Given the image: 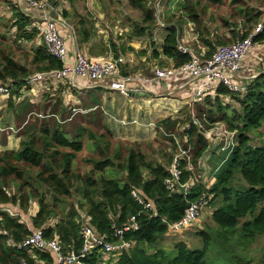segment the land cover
<instances>
[{
	"label": "trees",
	"instance_id": "obj_1",
	"mask_svg": "<svg viewBox=\"0 0 264 264\" xmlns=\"http://www.w3.org/2000/svg\"><path fill=\"white\" fill-rule=\"evenodd\" d=\"M69 1L74 4L76 0ZM228 2L237 10L238 17L231 15V19L236 22L231 23L224 19L225 26L229 28V38L218 36L216 40H212L205 25L206 9L211 5L222 6ZM261 2L264 6V0ZM130 6L141 12V24L129 33V39L144 38L158 25L153 4L151 0H130ZM14 11L15 18L8 22L10 26L7 25V28L16 29L15 42L19 44L34 41L38 32L35 28L31 29V20L17 8ZM261 17L260 10L247 5L245 0L180 1L171 20L166 23L168 36L162 47L163 55L173 59L177 67L194 58L195 52L194 55L185 54L180 49V38L186 22L194 25L199 42L206 50L205 57L209 59L217 48L249 37L262 23ZM78 25L81 26L78 35L82 42L87 43L93 35L88 28L92 23L89 25L87 18L82 17ZM5 37L4 31L0 34V82L16 84L9 101L11 107H16L14 99L20 98V90L34 72L49 73L60 70L63 63L54 58L43 45L34 50V70L31 71L18 62L13 54L3 49V45L7 46ZM254 41L264 43V31L256 35ZM193 49L197 50V54L200 53L196 44ZM126 50L124 45L117 46L112 41L111 52L115 56L124 55ZM213 97L217 100V115L211 113L208 116L207 130L221 122L228 131L236 132L237 145L224 154L228 158L220 163L219 171L215 175L216 182L210 188L197 182L194 172L188 169V163L185 160L180 161L179 183L191 184L186 195L177 190L169 191L166 187V180L172 176L171 164L178 153V145L173 137L162 134V131V135L170 138L172 148L171 155L164 156L166 162L146 153L142 144L127 147L123 151L121 145H113L108 131L107 134L97 135L85 126H78L71 135L62 125L66 120L60 122L68 108L61 101L57 108L50 110L51 114L44 113L49 117L43 118L41 124L27 128L22 137L17 133L21 138L20 148L17 151L0 152V205L19 215L15 217L5 212L0 213V264H56V258L49 250L29 252L18 250L15 246L39 229L43 231L46 240H58L65 251H80L83 246V221L79 211L85 214L87 224L96 234L112 244L120 240L116 236V225L124 227L131 222V217H136L139 229L125 232L121 238L133 246L120 252L117 264H252L250 259L238 252H228L230 250L227 246L233 243L242 250H247L260 236H264V145L255 146L253 137V132L260 130L264 124V74L247 86L244 96L221 86ZM222 97L235 99L240 104L241 113L232 111L229 114L231 107L220 103L219 99ZM211 98L209 96L205 101ZM33 106L36 105L23 101L17 109L33 113ZM43 110L45 111L44 107L40 113ZM68 111L70 118L71 110L68 108ZM52 118L56 120H47ZM177 123L166 119L161 124L176 126ZM186 134L188 142L185 147H191L192 166L196 169L199 159L208 148V139L205 132L196 126L186 130ZM85 137L94 142L98 152L97 156L86 160L92 165L87 175L81 174L75 168L80 153L85 149ZM110 170L116 173L113 178L106 177ZM236 181H244L248 187L239 183L236 185ZM34 183L43 186L52 194L53 206L47 203L46 194L41 193ZM133 191L153 207L146 209L132 195ZM76 195L79 197L78 204H72L67 217L56 220L53 225V219L58 215L56 207ZM204 195L213 196L209 204L217 201L222 203L214 210L212 218L225 232L213 231L212 236L208 232L200 231L198 235L203 241L201 248L191 249L182 241L174 245L172 252L160 249L158 245L161 241L170 236L168 223L178 222L189 205ZM33 199H38L40 210L26 223L22 218L31 208ZM242 219L248 220L239 228ZM219 240L227 248L219 252V258L208 261L211 247L220 242ZM221 256H225L229 262L222 263ZM84 262L102 264L103 254L95 251ZM262 262L264 264V254Z\"/></svg>",
	"mask_w": 264,
	"mask_h": 264
},
{
	"label": "built area",
	"instance_id": "obj_2",
	"mask_svg": "<svg viewBox=\"0 0 264 264\" xmlns=\"http://www.w3.org/2000/svg\"><path fill=\"white\" fill-rule=\"evenodd\" d=\"M27 7L40 14V23L37 28L38 37L42 40L47 51L57 60L63 63V68L60 70L52 71L49 73H37L27 79L26 85L23 88L31 90L32 93L39 91L43 85L58 86L63 85L70 89L82 86L81 83L91 84H107L110 90L117 91L122 95L127 96L130 92H143L147 94L153 93V88L160 89L159 82L166 81L171 85L173 82H180L182 87H192L193 90V102L191 103V118L189 117V130L192 126L201 127V119L195 115L194 105L198 102L204 101L209 96H215L217 90L224 86L231 92L244 96L247 93V85L239 84L236 81L237 76L245 70L244 58L252 51L256 50L259 43L254 41V37L264 31V21L260 23L252 34L243 39L242 41L235 42L230 45L221 46L217 48L214 54L206 59L205 50L199 47L200 54L194 55L192 45H189V41H193V44L199 45L198 35L195 31L194 25L191 24V34L184 39L180 38V49L185 54H193L194 58L182 66H156L152 70V74L141 76L139 74H125L122 67L131 63L125 56H115L110 53L102 60H95L85 56L81 52H76L75 55L70 56V50L67 47L66 40L62 35L61 29L67 22L60 14V9L50 3L49 0H22ZM167 0H155L154 10L155 16L158 20V28L167 29L166 24L162 21V15L164 12L165 2ZM172 2V10L176 8L180 1L184 0H168ZM70 27V26H69ZM32 29V27H31ZM120 35L122 32L119 33ZM259 74L253 72L249 77V81L253 82ZM28 85V87H27ZM31 86V89H30ZM16 87L13 82L2 83L0 82V101L8 99L11 96V92ZM22 88V89H23ZM29 88V89H28ZM22 89L20 91H22ZM177 89V86H173L169 94H173ZM215 98V97H213ZM32 103V99L30 100ZM64 104L65 101H64ZM84 111L74 107L71 108V116L74 117ZM33 113H31L32 115ZM35 116L43 119L49 117L43 113L34 114ZM205 119V118H204ZM206 121V119H205ZM20 129H16L13 126H0V133H11L15 136ZM210 132L206 134V137H210ZM175 139L178 145V153L175 155L171 164L172 176L166 180V187L169 191H179L177 184L186 188V192L190 189L191 184H180V161L185 160L188 163V169L193 171L192 166V150L188 146L182 147L177 138L174 135H170ZM225 138V149L232 151L237 145L235 137L236 132L224 130L222 134ZM187 142H188V135ZM197 181V180H196ZM198 182V181H197ZM132 195L144 205L146 209H151L153 206L151 203H146L136 191H133ZM211 195H204L199 200L192 202L185 210L183 217L175 223H168L169 235L179 234L187 229H196L198 220L201 216L202 210L208 206ZM5 212L11 216H19L8 207L0 205V213ZM85 216L81 217L82 222V239L83 246L80 251H65L61 243L54 240H46L42 230H34L31 235L25 238L18 244H14L18 250H26L32 252L49 250L54 254L56 258V264H88L84 262L89 256L93 255L95 251L103 254V262L108 256L114 255L119 257L120 252L126 248H131V243L124 242L121 238L125 232L136 231L139 229L136 217H131V222L122 227L121 230L116 229V236L120 238L119 241H123V245L115 247L112 243L106 242V240L96 234V232L87 224ZM197 223V224H196ZM12 244V242H10ZM114 257V258H115ZM102 262V264H103Z\"/></svg>",
	"mask_w": 264,
	"mask_h": 264
},
{
	"label": "rangeland",
	"instance_id": "obj_3",
	"mask_svg": "<svg viewBox=\"0 0 264 264\" xmlns=\"http://www.w3.org/2000/svg\"><path fill=\"white\" fill-rule=\"evenodd\" d=\"M90 0H86L85 2H79V5L81 4V7L83 8V4H89ZM154 1L151 0V3L154 6ZM94 7L97 9L99 8L100 11H102V17L98 18L95 15L90 16V19L88 20V23H92V26L95 28L96 31H107L106 35L109 36L111 35L109 27L113 28V32L115 33V29H117L118 32H120V28H128L129 33L132 32V30L135 28V26L141 24V12L138 10L133 9L130 6V0H96L93 1ZM246 4L256 8L257 10H260L262 13L261 17V22L264 21V6L262 5L261 0H245ZM93 7V6H92ZM169 8L172 9V3L168 4V0L165 2V15H164V20L166 23L171 20V16L173 13L169 11ZM237 15V10L235 9L234 6H230L229 2L227 4H223L222 6H209L208 9H206V18H205V25L208 29L209 34L211 35L212 40H216L218 36L221 38H229V28L225 26V23L223 20H229L231 23L236 22L231 19V15ZM95 18V19H91ZM236 20V19H235ZM3 22V21H2ZM158 23V20H157ZM0 24V34H2V30L5 31V43H7V46L3 45V49L6 51L10 52L13 54V56L20 62L21 64L26 65L31 71L34 70L32 66V58H33V53L36 48H34L32 45H29L25 42H21L17 44L15 42V37H16V29L14 32H12V28L8 29L7 25L10 23H5V25ZM10 26V25H9ZM189 26V25H188ZM188 28V27H187ZM241 28V27H240ZM113 33V37H114ZM129 33H127L126 38H129ZM190 34V33H189ZM115 38V37H114ZM124 38V37H123ZM124 38V39H126ZM152 39V38H150ZM192 47L194 48L193 42H190ZM202 48L201 44L197 45L198 50H201L199 47ZM195 50V49H194ZM205 50V49H204ZM195 50V55H199ZM206 52V50H205ZM257 51L249 53L252 56H255ZM25 54H29L30 56L27 57ZM248 54V55H249ZM248 55L246 57H248ZM264 63V61L262 62ZM264 68V67H263ZM257 72H259L257 70ZM37 74L36 72L33 73V75ZM32 75V76H33ZM29 89V88H28ZM31 89V86H30ZM32 90V89H31ZM31 90H27V88H23L22 91H20V98L14 99L16 102V107H11L10 106V97L8 99L3 100V109L0 112V120H3L5 124H10L17 128L20 129L18 132V135L22 137L23 133L26 131L27 128H33L34 125L41 124L40 122H43L41 118L35 116L34 114H40V110H42V107H44L45 111L43 110V114H51L52 111L51 109L54 110L57 108L61 101L62 104L64 105V101L66 103V107H68L70 110L72 106H75V98L70 97V93L73 91V89H70L68 91V88L63 85H58V86H50L48 85H43L39 89V91L32 93ZM70 92V93H69ZM77 94V93H76ZM80 100H78L79 103H84L83 105L85 106L86 104L91 103L89 100L88 95H76ZM96 96V94H94ZM34 103H32L30 100ZM23 101H29L30 103L36 105L33 106V114L26 112V110L23 112L21 109H17ZM220 103L223 106H230L231 111L228 113L231 114L232 111H236L241 113V108L240 104L235 100L232 99V97H222L219 99ZM77 102V103H78ZM196 105V107H195ZM194 105V112L195 115L201 119V127H198L200 130H203L205 132V136L207 134V128H208V122L205 121V119H208V116L213 113L217 115V100L215 98H211L209 101H201L199 104ZM61 107V106H60ZM68 108L66 109L67 112L64 113V118L60 119V122L62 123L63 126H65L71 135H73L74 130L77 129L78 126H85L89 128L90 131L96 133L97 135H101L102 133H106L107 131L110 133L111 136V141L113 145L115 146L116 144L121 145L122 150L125 151L127 147H134L136 144H142L145 148V152L148 153L149 155L153 154L154 158L160 160L161 162H166V158H164L165 155L170 156L172 152L171 144H170V135L173 134L178 142L180 144H184L187 140V134L186 130L188 129L189 124V117L191 118V108L188 110L186 113V116L182 121L180 126H170V125H163L162 127L165 130L162 131L166 136L162 134H157L154 138H151V135H136L134 138L136 140L128 139L127 137H121V135L118 134L117 129L115 126L109 122V119L107 118L106 114L102 111V109L94 112L93 114H88V115H76V117H70L69 118V111ZM31 109V108H30ZM17 110L20 113V117L18 118L17 116ZM201 112H204V114H201ZM170 115H167L164 118L158 119V122L160 124L166 120L170 119L172 122V119L169 117ZM69 118V120H68ZM205 118V119H204ZM55 118L52 119H47L48 121H54ZM56 120V119H55ZM203 121V122H202ZM4 126H10V125H5ZM166 126V127H165ZM217 126H221L224 130H226L225 124L218 122L217 124L214 125V128ZM211 128V127H210ZM209 128V129H210ZM226 128V129H225ZM208 129V130H209ZM172 130V131H171ZM171 133V134H170ZM253 137H254V145L255 146H262L264 145V124L262 128L259 131L253 132ZM260 134V135H258ZM17 135V134H16ZM256 135V136H255ZM16 142L21 143V138L18 136H15ZM84 143H85V149L83 152L80 153L79 160L77 161L75 168H78L83 175H87L90 170L92 169V165L88 164L86 162L87 159L92 158L97 156L98 152L97 149L94 145V142L89 141L87 137L84 138ZM186 144V143H185ZM151 145V146H150ZM150 146V147H149ZM124 154V152H123ZM209 155L205 157V159H201L198 161L197 168H193V172L195 176H200L201 173L203 172V165L201 163L206 161V158ZM151 158V159H154ZM211 168V166L209 165ZM116 173H113L111 170L106 174L107 178H113ZM196 180V178H195ZM244 184V187H248V185L242 181ZM236 181V185H237ZM35 187L41 192L46 194L47 198V203L50 204V206H53V196L51 193L47 191L46 188L43 186L34 183ZM16 189V186L14 187ZM18 190V189H17ZM78 196H74L73 199H68L66 201H62L59 206L56 207V211L58 213L57 218L53 219V225L55 224L56 220H64L68 213L70 208L72 207V204L75 206L78 204ZM221 202H216L213 204H209L206 206L202 212L201 216L198 220V224L196 226V229H187L184 230L183 232L179 234H173L171 236L165 237L163 241L158 245L160 249H164L167 252H172L174 249V245L178 242H186V244L191 248V249H197L201 248L203 246V241L202 238L198 235L200 231H205L208 232L213 236V231L216 232H225L223 231L219 226H217L212 218V214L215 209L220 207ZM39 202L38 199H33L31 203V208H29L28 213H24L22 220L24 222H28L32 217H35L37 213L39 212ZM260 210V208H259ZM25 212V211H24ZM248 219H242L239 223V228L242 226L243 223H245ZM30 227L32 228V225L30 223ZM220 242L214 243L213 246L210 249L209 252V260L208 261H214V259L219 258V252H222L223 249L227 248L230 251L228 252H238L242 256L247 257V259L251 260L252 264H263L262 262V256L264 254V236H260L255 243H253L249 249L247 250H242L241 247H239L237 244H231L229 246H225L224 242L219 240ZM223 245V246H222ZM109 259V256H108ZM115 259V258H114ZM221 261L222 263H228L229 259H226L225 256H221Z\"/></svg>",
	"mask_w": 264,
	"mask_h": 264
},
{
	"label": "crops",
	"instance_id": "obj_4",
	"mask_svg": "<svg viewBox=\"0 0 264 264\" xmlns=\"http://www.w3.org/2000/svg\"><path fill=\"white\" fill-rule=\"evenodd\" d=\"M49 1L55 7L60 9V14L68 24V26L66 25L61 29V31L66 40L67 47L70 50V56H74L75 53L79 51L91 59L102 60L107 55L112 53L111 43L113 41L117 44V46L124 45L125 48H127L123 56L130 60L131 63L122 67L125 74H139L141 76H145L152 74V70L156 66H175L173 59L163 55L162 47L166 37L168 36V32L165 29L158 28V25L147 33L144 38H135L132 40L126 38L127 33H129L128 28L119 27L118 29H121L120 32H122L120 35V32H118L117 29H115L114 33L113 28L109 27L111 35L109 36L108 34L107 36L106 30L96 31L93 26H88L93 35L87 43H84L78 35L79 31H81V26L78 24L82 17L87 19H90V16L92 15H95L98 18L102 17L103 12L100 11L99 8L97 9L94 7L93 1L96 0H90L89 4H83V8L81 7V4L79 5V2H85L86 0H76L74 4H72L69 0ZM169 3L172 2L169 1L168 4ZM16 8L31 20L32 28H37V26L42 23L39 18L40 14L34 10L30 11L22 0H0V24L4 22L3 25H5V23L13 20L15 18L14 10ZM169 11L171 13H175L176 8L174 10L169 9ZM165 13L164 6V12L161 17L162 21L164 20ZM91 19L93 20L95 18ZM164 23L166 24L165 21ZM190 27V23L186 22L184 24V29L181 35L183 39L184 37L193 35L191 34ZM2 32L4 31L2 30ZM12 32H14V29ZM113 33L115 38L113 37ZM190 42L193 41H189V45H191ZM25 43L32 45L36 49L44 45L42 40L38 37V34L34 41ZM254 51H257L255 56L249 54L248 57L244 58L245 70L236 78V81L239 84H246L247 86L252 84V82L249 81V77L253 72L259 74V76L264 74V63H262L264 61V43L259 44L257 49ZM154 53H157L158 55L155 56ZM257 70L259 72H257ZM179 83L180 82H173L171 85L169 82L162 81L159 82L160 89L156 90L153 88L154 91L151 94L143 92H130L127 96L122 95L117 91L110 90L107 84L95 85L85 82L84 84L81 83L82 86L80 87L72 88V92L70 88H67L68 91L71 92H69L71 94L70 97L75 98L76 104L75 106H72V108L77 107L84 111L83 113H79V115H91L102 109L104 114H106L109 119V122L115 126L121 137L136 140L137 138H134L136 135H151V138H154L157 134L162 133L160 131L165 132L162 124L158 122V119L164 118L167 115H170L169 117L172 119V122H178L176 124L177 126H180L183 123L182 119L185 118L186 113L191 108V103L193 102L192 96L194 93L191 89L192 87H182ZM173 86H177V89L173 94H169ZM76 93L82 96L88 95L91 103L86 104L85 106L83 105L84 103H79L78 100L80 99L76 96ZM94 94H96V96H94ZM80 101L82 102V100ZM2 103L3 101H0V112L3 109ZM199 103L201 102L196 104ZM4 124L5 122L0 120V126L3 127ZM10 126H13V124ZM208 132L211 133L210 137H206L208 139V148L201 159H205L207 155L209 156L206 158L205 162L201 163L204 169L203 172L200 176L196 175L195 178L197 181L206 184L207 187L210 188L216 182L215 175L219 171L221 166L220 163L225 158H228V155H224L228 150H224L226 147L224 141L225 138L222 136V134H224V129L221 126H217L216 128L212 127L207 130V133ZM15 136L12 133L10 135L7 133H0V152L17 151L20 148V142H16V139L18 138ZM185 143H187V140ZM185 143L180 144L179 142L182 147H185ZM237 183L244 186L242 181H237ZM114 257V255L109 256V259L107 257L103 264H117L118 258L115 257L114 259Z\"/></svg>",
	"mask_w": 264,
	"mask_h": 264
},
{
	"label": "water",
	"instance_id": "obj_5",
	"mask_svg": "<svg viewBox=\"0 0 264 264\" xmlns=\"http://www.w3.org/2000/svg\"><path fill=\"white\" fill-rule=\"evenodd\" d=\"M177 186H178V190H179V192L182 194V195H186V188L185 187H183V186H181V185H179V184H177ZM80 212V215H81V217H84L85 216V214L83 213V212H81V211H79ZM116 229L117 230H121L122 229V226H120V225H116ZM113 245L115 246V247H119V246H122L123 245V241H118V242H116V243H113Z\"/></svg>",
	"mask_w": 264,
	"mask_h": 264
},
{
	"label": "bare ground",
	"instance_id": "obj_6",
	"mask_svg": "<svg viewBox=\"0 0 264 264\" xmlns=\"http://www.w3.org/2000/svg\"><path fill=\"white\" fill-rule=\"evenodd\" d=\"M180 5V4H179ZM170 9V8H169ZM92 113V112H91Z\"/></svg>",
	"mask_w": 264,
	"mask_h": 264
}]
</instances>
